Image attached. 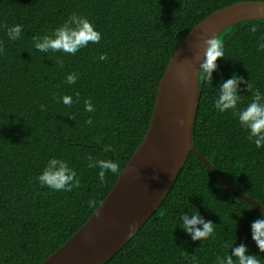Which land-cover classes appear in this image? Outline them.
I'll use <instances>...</instances> for the list:
<instances>
[{
  "label": "trees",
  "instance_id": "1",
  "mask_svg": "<svg viewBox=\"0 0 264 264\" xmlns=\"http://www.w3.org/2000/svg\"><path fill=\"white\" fill-rule=\"evenodd\" d=\"M241 2L264 0H0V264H42L90 220L143 143L175 52L197 25ZM73 13L95 25L101 42L75 56L36 52L33 38L51 35ZM17 24L22 37L12 42L6 30ZM219 38L225 59L211 82L200 76L194 146L232 188L264 208V149L235 116L214 107L216 88L233 74L252 84V92L241 85L239 107L256 90L264 93V20L237 23ZM70 74L75 84L66 82ZM63 96L72 97L71 106L57 102ZM89 155L118 163L119 174L106 173L101 184L100 169L87 167ZM53 157L76 170L79 188L39 186ZM191 207L215 224L213 238L193 241L179 228ZM261 212L191 153L159 209L103 264H217L239 244L264 264L251 233Z\"/></svg>",
  "mask_w": 264,
  "mask_h": 264
},
{
  "label": "water",
  "instance_id": "2",
  "mask_svg": "<svg viewBox=\"0 0 264 264\" xmlns=\"http://www.w3.org/2000/svg\"><path fill=\"white\" fill-rule=\"evenodd\" d=\"M261 9L264 2H241L213 14L193 29L167 67L143 143L120 173L115 187L90 220L42 264H103L116 255L162 205L191 153L227 188L264 211L232 188L197 152L193 142L204 40L219 38L237 23L264 20ZM129 225H135L131 234Z\"/></svg>",
  "mask_w": 264,
  "mask_h": 264
},
{
  "label": "clouds",
  "instance_id": "3",
  "mask_svg": "<svg viewBox=\"0 0 264 264\" xmlns=\"http://www.w3.org/2000/svg\"><path fill=\"white\" fill-rule=\"evenodd\" d=\"M264 14V9L260 10ZM23 26L14 25L7 28L6 35L12 42L18 41L22 37ZM252 33L257 31L256 26L250 28ZM102 34L96 30L95 25L86 17L71 14L62 26L55 29L51 35L34 37V50L39 53L49 52L63 53L75 56L81 49L89 47L91 44H99ZM205 50L203 61L200 63V76L207 81H212L213 74L218 71V61L225 59L224 44L220 38H208L204 40ZM3 49H0L2 52ZM258 51L264 52V41L258 42ZM100 60H107L106 55H101ZM63 68V61H56ZM76 74L66 77L68 84H75ZM241 85H245L248 92H252L250 81L244 80L240 75L233 74L231 78L222 79L216 88L214 107L218 113H228L235 116L241 128L248 133V138L255 144L257 149H264V93L256 90L251 102L246 107H239L242 101ZM78 98V95H77ZM57 102H62L66 106H71L73 99L70 96L56 98ZM40 110L45 111L44 105H40ZM85 110L94 111L91 101H85ZM92 124V120L86 121ZM183 125V121H180ZM87 167L90 169L99 168L100 183L105 181L106 173L119 174L120 166L113 161L96 160L91 155L88 156ZM41 188H47L56 192H72L74 188L80 187V179L76 170L70 167L69 163L56 157L48 160L42 173L36 178ZM90 208L96 207L95 200H89ZM262 206V205H261ZM179 228L188 234L193 241H207L213 238L215 224L210 220H205L200 212L191 207L186 213H182L179 218ZM135 231V225H129V233ZM252 239L259 251L264 253V211L260 218L251 224ZM217 264H260L258 256L250 255L248 248L244 244L235 245L229 254L217 257Z\"/></svg>",
  "mask_w": 264,
  "mask_h": 264
}]
</instances>
